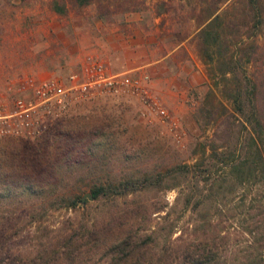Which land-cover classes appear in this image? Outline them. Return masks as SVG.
I'll use <instances>...</instances> for the list:
<instances>
[{
  "label": "rangeland",
  "instance_id": "374dc122",
  "mask_svg": "<svg viewBox=\"0 0 264 264\" xmlns=\"http://www.w3.org/2000/svg\"><path fill=\"white\" fill-rule=\"evenodd\" d=\"M165 3L161 14L154 11L153 0H140L139 7L126 11L123 5L105 10L95 3L69 4L61 13L51 10L47 0H0L1 102L30 92L23 91L27 80L64 76L100 62L110 71L145 73L148 94L178 125L175 136L168 122L137 101L99 97L47 120L37 135L0 137V264H17L33 254L41 243L55 238L53 229L97 225L140 202L149 209L164 204L140 214L138 225L137 220L133 225L151 234L153 248L203 237L212 241L211 249L220 260L241 254L246 241L258 237L253 229L264 210V185L249 181L242 188L230 186V180L221 179L220 168L210 176L202 173L208 151L204 146L224 142L230 121L234 120L232 134L240 125L232 115L221 113L215 101L210 112L199 108L208 86L191 31L201 2ZM261 51L259 63L264 64V46ZM165 53L164 59L154 61ZM192 71L203 79L195 81L198 77ZM255 73L264 85V66L255 68ZM181 162L197 164L196 187L184 184L177 192L176 187L140 184L124 195L87 196L98 182L136 180ZM164 178L161 184L168 183ZM193 189L201 201L183 208L186 192ZM213 192L226 196L221 199ZM54 193L77 196L78 206H58ZM74 264L109 261L104 253L90 251Z\"/></svg>",
  "mask_w": 264,
  "mask_h": 264
},
{
  "label": "trees",
  "instance_id": "16d2710c",
  "mask_svg": "<svg viewBox=\"0 0 264 264\" xmlns=\"http://www.w3.org/2000/svg\"><path fill=\"white\" fill-rule=\"evenodd\" d=\"M153 1L157 14L165 12L167 0ZM200 2L197 9L196 6L193 7L196 9L193 15L197 24L191 33L197 40L198 51L205 65L208 87L199 102V108L205 111L211 109L215 101L221 113L227 117L232 115L240 125V129L232 134L230 123H234V120L230 121L227 129L225 128L227 134L224 142H211L204 146L208 151L206 161L203 162V177L210 176L215 169L220 168L223 174L221 179L224 183H227L226 179L230 180V186L242 188L249 181L264 185V85L260 82V74L255 73V68L264 66L259 63L264 46V0ZM89 3L102 6L105 10L123 5L121 8L126 11L139 7L140 0H47L51 10L61 13L68 9L69 4ZM196 165L194 162H181L166 167L163 172L157 171L154 175L142 174L136 180L124 178L116 183L98 182L89 192L93 199L112 193L124 195L140 184L145 188L153 185H164L162 189L176 187L177 192H180L184 184L189 185V188L197 186L200 178L193 171ZM163 178L169 180L167 184H161L164 180L160 179ZM22 183L21 180L18 185ZM195 194L199 195L194 189L186 192L183 208L188 207L189 203L191 207L192 204L196 206L201 201ZM213 194L221 199L226 196L225 193ZM52 195L58 201V206L73 209L78 206L77 196H67L65 193ZM163 205L160 203L151 206L153 210H150L140 202L120 210L97 225L66 224L53 229L51 237L55 238L41 243L37 251L29 253V256L20 259L17 264H74L80 255L90 251L104 253L109 264H264L263 209L257 218L258 225L253 229L258 231V237L253 235L252 240L251 236L244 244L241 254L233 258L224 255L219 260L211 249L212 241L203 237L197 241L186 240L171 246L163 243L158 248H153L154 238L151 234L140 231L141 228L137 229L139 226L135 228L133 225L136 220L138 225L137 218L140 214L146 212L147 215L149 211L161 209ZM250 230L252 228H247L252 234ZM155 239L157 241L156 236ZM154 249L158 251L156 254Z\"/></svg>",
  "mask_w": 264,
  "mask_h": 264
},
{
  "label": "built area",
  "instance_id": "2783aa9c",
  "mask_svg": "<svg viewBox=\"0 0 264 264\" xmlns=\"http://www.w3.org/2000/svg\"><path fill=\"white\" fill-rule=\"evenodd\" d=\"M27 81L23 91L30 92L15 94L8 103L0 101V137L37 135L47 120L62 116L75 104L99 97L135 100L146 111L156 113L162 122H168L174 135H178L177 122L148 94L145 73L110 71L100 62H91L64 76Z\"/></svg>",
  "mask_w": 264,
  "mask_h": 264
},
{
  "label": "crops",
  "instance_id": "0c3cea01",
  "mask_svg": "<svg viewBox=\"0 0 264 264\" xmlns=\"http://www.w3.org/2000/svg\"><path fill=\"white\" fill-rule=\"evenodd\" d=\"M167 55H168V53H165V54L161 55V57L155 59L154 61L157 62V61H159V60H161V59H164ZM143 65H145V64H143ZM143 65H140V66H143ZM182 66H184V63H183ZM191 75H195V76L198 77V79H196L195 81H199V80H202V79H203V75H202L201 73H193V71H192V72H191Z\"/></svg>",
  "mask_w": 264,
  "mask_h": 264
},
{
  "label": "water",
  "instance_id": "95a60500",
  "mask_svg": "<svg viewBox=\"0 0 264 264\" xmlns=\"http://www.w3.org/2000/svg\"><path fill=\"white\" fill-rule=\"evenodd\" d=\"M87 196L90 197V194L88 193Z\"/></svg>",
  "mask_w": 264,
  "mask_h": 264
}]
</instances>
